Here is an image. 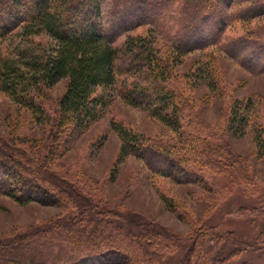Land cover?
Wrapping results in <instances>:
<instances>
[{
  "label": "rangeland",
  "instance_id": "374dc122",
  "mask_svg": "<svg viewBox=\"0 0 264 264\" xmlns=\"http://www.w3.org/2000/svg\"><path fill=\"white\" fill-rule=\"evenodd\" d=\"M157 1L147 0L132 8L130 0H103L105 17L111 19L104 26L107 30L114 29L116 45H121L128 35L146 36L155 59L163 62L165 73L160 77L164 78V86L174 88L177 98L186 103L189 114L184 118L186 136L201 148L203 144L209 145L211 150L220 148L212 154L214 159H210L216 165L205 167L209 171L208 182H181L174 174L155 171L147 161L149 153L141 155L124 149L127 143L112 125L113 121L153 141L178 137V131L162 117L116 93L100 119L84 132L62 136V155L52 163L54 171L86 193L92 200L90 206L83 209L71 206L67 211L71 213L67 215L57 205L39 201L23 203L9 195H0V241L28 233L31 226H48L50 220L67 216L75 225L67 229V238L55 239L68 246H73L70 242L77 243L85 233L94 234L95 238L104 237L106 244L110 243L108 241L114 244L127 230L144 233L145 229L155 227L167 229L163 239L171 248L169 255L158 260V264H186L191 244L197 238L194 230L203 227L220 233L221 239L210 236L197 239L192 254L199 264H264V152L260 146L264 137L260 133L264 128V71L251 70L240 60L243 54L246 58L257 56L254 47L248 46L246 53L237 56L223 47L230 39L245 38L251 30L261 27L264 14L238 17L236 13L247 0ZM203 20L208 28L206 33L221 20L224 32L216 40L207 38L202 45L180 52L176 42L193 30L199 32ZM262 32L264 34V30ZM16 33L8 36L1 48L4 55L21 63L55 45L47 35L23 38ZM157 79L160 78L156 75H132L127 82L153 86ZM67 83V79H63L48 90L47 110L53 109ZM236 99H249L252 107L245 130L232 135L227 130V121ZM48 129L30 108L0 89L2 136L33 153L42 140L49 139ZM189 156V162L196 159L191 153ZM150 159L155 163L158 160L151 156ZM173 205L180 206L184 218ZM80 226L83 229L78 230ZM47 244L41 248V258L50 250ZM22 253L26 251L22 249ZM153 256L156 259V254ZM31 257L39 261L34 253ZM19 260L20 264H28L22 257Z\"/></svg>",
  "mask_w": 264,
  "mask_h": 264
},
{
  "label": "trees",
  "instance_id": "16d2710c",
  "mask_svg": "<svg viewBox=\"0 0 264 264\" xmlns=\"http://www.w3.org/2000/svg\"><path fill=\"white\" fill-rule=\"evenodd\" d=\"M146 1L130 0L133 5L129 7L143 5ZM247 1L236 13L238 17L251 18L264 14V1ZM102 3L103 0H0V89L30 108L38 121L49 126V139L42 140L33 153H28L0 134V195H9L23 203L39 201L57 205L67 215L71 213L67 212L71 206L72 209L90 206L92 200L85 196L86 193L73 187L70 181L54 171L52 163L62 155V136L84 132L100 119L116 93L122 94L132 104L162 117L178 131V137L153 141L113 121L112 125L127 143L124 149L141 155L149 153L152 159H158L155 163L150 156L147 158L155 171L165 175L174 174L181 182H208L206 175L209 171L205 167L216 165L210 159H214L212 154L220 148L211 150L207 144L201 148L200 144L186 136V103L177 98L174 88L166 89L164 86V78L160 77L165 73L163 62H157L143 34L128 35L121 45H116L114 39L117 34L112 32L114 29L107 30L104 26L111 19H106ZM202 23L199 32L193 30L176 42L180 52L202 45L207 38L216 40L224 32L222 20L217 21L213 30L207 33L204 20ZM257 30H260L259 33ZM257 30H251L245 38L234 37L223 47L236 56L246 53L248 46L254 47L257 56L246 58L243 54L245 57L239 56L240 60L244 64L246 62L251 70L263 72L264 23ZM14 32L23 38L47 35L55 45L51 50L33 54L21 63L14 57L4 55L1 48L2 42ZM147 74L160 79L153 86L127 82L132 75L142 77ZM63 79L68 81L65 92L57 99L53 109L47 110L45 105L50 100L48 90ZM250 107L252 101L249 99L232 102L227 121L229 133L236 135L245 130ZM260 133L264 135V128H261ZM260 146L264 152V137ZM182 150L185 151L181 153ZM190 153L196 158L192 162H189ZM173 209L185 217L180 212V206L173 205ZM66 217L52 219L48 226H31L28 233L1 240L0 264H20L21 257L28 264H158V260L160 262V259L169 255L171 248L163 239L167 229L155 227L153 230L145 229L144 233L127 230L122 237L116 238L114 244L112 241L106 244L105 238L101 236L96 237L99 242H95L94 234L85 233L76 240L77 243L69 241L73 246H68L64 241L55 239L61 236L67 238V229L75 225L70 217ZM87 217L88 220L92 219L91 213ZM139 227L141 229L144 225ZM80 229L83 227H78ZM194 232L196 241L201 236L221 239L220 233L214 230L209 232L203 227ZM196 241L191 244L186 264H199L198 260H193L192 254ZM45 244L50 250L45 258H41V248ZM22 249L26 254L22 253ZM33 253L39 257V261L31 257Z\"/></svg>",
  "mask_w": 264,
  "mask_h": 264
}]
</instances>
